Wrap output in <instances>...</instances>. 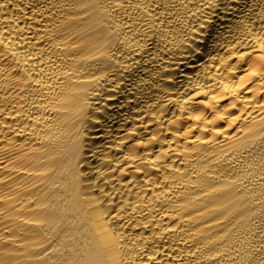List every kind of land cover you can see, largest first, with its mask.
Instances as JSON below:
<instances>
[{
	"label": "bare ground",
	"instance_id": "obj_1",
	"mask_svg": "<svg viewBox=\"0 0 264 264\" xmlns=\"http://www.w3.org/2000/svg\"><path fill=\"white\" fill-rule=\"evenodd\" d=\"M0 264H264V0H0Z\"/></svg>",
	"mask_w": 264,
	"mask_h": 264
}]
</instances>
